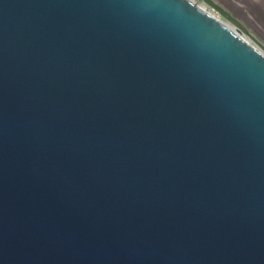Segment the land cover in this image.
Wrapping results in <instances>:
<instances>
[{
  "label": "water",
  "instance_id": "1",
  "mask_svg": "<svg viewBox=\"0 0 264 264\" xmlns=\"http://www.w3.org/2000/svg\"><path fill=\"white\" fill-rule=\"evenodd\" d=\"M0 264H264V52L191 0H0Z\"/></svg>",
  "mask_w": 264,
  "mask_h": 264
},
{
  "label": "crops",
  "instance_id": "2",
  "mask_svg": "<svg viewBox=\"0 0 264 264\" xmlns=\"http://www.w3.org/2000/svg\"><path fill=\"white\" fill-rule=\"evenodd\" d=\"M203 5L264 52V0H204Z\"/></svg>",
  "mask_w": 264,
  "mask_h": 264
},
{
  "label": "built area",
  "instance_id": "3",
  "mask_svg": "<svg viewBox=\"0 0 264 264\" xmlns=\"http://www.w3.org/2000/svg\"><path fill=\"white\" fill-rule=\"evenodd\" d=\"M192 2H195L197 4H199L201 7H203L204 9L210 11L209 9H207L204 5H203V2L204 0H191ZM211 12V11H210Z\"/></svg>",
  "mask_w": 264,
  "mask_h": 264
},
{
  "label": "rangeland",
  "instance_id": "4",
  "mask_svg": "<svg viewBox=\"0 0 264 264\" xmlns=\"http://www.w3.org/2000/svg\"><path fill=\"white\" fill-rule=\"evenodd\" d=\"M214 15H216L218 18H220L214 11H211ZM221 20H223L224 22L228 23L227 21H225L223 18H220ZM229 24V23H228ZM234 27V26H232Z\"/></svg>",
  "mask_w": 264,
  "mask_h": 264
},
{
  "label": "bare ground",
  "instance_id": "5",
  "mask_svg": "<svg viewBox=\"0 0 264 264\" xmlns=\"http://www.w3.org/2000/svg\"><path fill=\"white\" fill-rule=\"evenodd\" d=\"M235 28V27H234Z\"/></svg>",
  "mask_w": 264,
  "mask_h": 264
}]
</instances>
